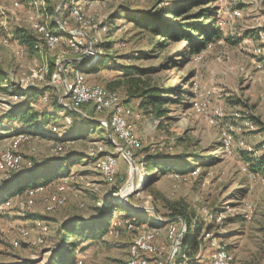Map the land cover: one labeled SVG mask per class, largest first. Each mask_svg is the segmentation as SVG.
Returning a JSON list of instances; mask_svg holds the SVG:
<instances>
[{
  "label": "rangeland",
  "instance_id": "obj_1",
  "mask_svg": "<svg viewBox=\"0 0 264 264\" xmlns=\"http://www.w3.org/2000/svg\"><path fill=\"white\" fill-rule=\"evenodd\" d=\"M17 1L20 5L14 9L8 1L0 0V37L16 41V29L32 32L27 21L32 11L29 0ZM37 1L44 5L38 6L43 7L38 9V19L44 20L49 28L51 21L56 24L54 14L58 9V17L65 18V26L70 27L62 26L67 33L73 29L92 34L97 28L82 29L68 17L70 0H66L61 8L62 0ZM157 2L89 0L82 3L83 13L94 17L96 25L104 28L99 29L95 54L81 65L77 63L81 54L62 45L42 56L29 52L20 59H16L8 47L0 45V70L5 77L0 82V153L9 148L13 136L22 133L26 139L13 151L25 163L30 161L31 167L33 163L44 165L67 158L69 150L73 151L72 159H77L69 166L66 176L51 181L67 180L69 187L63 205L72 207L69 212L63 205L46 211V198L54 190L53 185H46L41 193L30 192L33 187L26 188L5 200L7 205L5 202L0 206V263L19 264L28 260L31 264H46L52 253L64 245L60 235L62 224L74 216L91 222L106 197L112 196L122 203L118 194L132 168L107 136L102 121H106L108 113L96 114L93 108L79 107L92 117L93 121L89 119L92 124L88 125L78 120L80 116L74 113V108L56 111L53 107L55 100L66 95L62 85L52 83L55 68L61 60L75 59L72 61L74 67H69L72 63H65V78L70 76L69 72L80 70L90 84L105 88L109 83L114 84L111 91L130 112L129 116L133 115L134 128L141 142L140 147L127 150L133 155L136 167V173L132 171L130 175L131 184L135 181L137 187L127 196L125 204L139 206L135 209L139 212L132 217L146 222L135 223L116 213L109 225L111 227L112 220L117 217L120 224L109 229L107 234L94 239L74 234L69 240L75 245L73 263L125 264L127 247L135 234L143 230L142 226L148 224L160 227L157 243L165 255L170 241L162 225L166 221H180L181 228L183 224L178 218L166 219L171 206H175L192 220L191 229L200 231L202 227L211 231L216 242L232 256V264H264V182L253 181L247 176L246 171L252 170L247 162L249 158L242 153L251 154L253 158L264 154V0H216L210 3L209 6L216 9L215 26L219 33L194 54L182 52L186 41L165 42L145 27L142 15L155 17L159 14L155 18L160 23L170 19V16L162 15L170 6L169 0ZM196 9L189 8L187 14L195 13ZM235 9L240 12L239 17L232 16ZM136 16L139 24L133 21ZM258 48L260 52H256ZM102 61L105 64L99 66ZM44 67L49 71L42 75ZM131 77L145 81L150 87L174 89V94L165 95L169 101L162 105L167 109L164 118H156L149 106H139V99L126 94L125 84ZM25 91L29 92L28 96L23 95ZM21 101H25L23 110L35 113L37 121L42 119L41 115L55 116L51 123L58 126L59 131L66 129L63 117L69 115L64 120L75 122L71 128L67 125L71 130L75 129V139L47 141L45 137L28 133L33 130L23 122L9 120V112ZM68 101L67 97L59 103ZM201 102H205L204 110L196 111ZM216 108L223 113L218 124L212 125L207 116ZM50 125L49 122L46 128ZM56 126H51V131L53 127L56 129L52 133L57 132ZM223 133L230 139V155L223 150ZM113 140L119 143L114 136ZM105 154L117 158L116 181L115 177L106 180L95 167L96 159ZM156 155L162 158L182 156L183 163L191 169L185 173L175 172L179 170L165 174L151 172L146 160ZM29 168L23 166L22 172L13 173L23 175ZM12 174L9 177L0 175V188ZM28 199L32 204L26 206ZM246 213L250 215L249 219H245ZM23 226L29 229L31 238L41 235L44 243L34 246L22 239L17 231ZM42 227L46 228L45 232ZM183 229L185 237L186 225ZM66 247L68 249L69 244ZM193 248L194 244L189 243L188 252ZM209 251L207 246L199 250L202 260L206 261Z\"/></svg>",
  "mask_w": 264,
  "mask_h": 264
},
{
  "label": "trees",
  "instance_id": "obj_2",
  "mask_svg": "<svg viewBox=\"0 0 264 264\" xmlns=\"http://www.w3.org/2000/svg\"><path fill=\"white\" fill-rule=\"evenodd\" d=\"M215 1L216 0H169L170 6L164 11V13H162V15L170 16V19H167L165 22L160 23L159 20L155 18L159 16V14H156L155 17H148L146 15H142L141 19L143 20L146 28L150 29L157 36H160V38H162L165 42H178L181 40L186 41V46L182 52H190L191 54H194L198 53L207 42L213 41L214 38L218 36L219 29L217 28V26H215L216 9L209 6L210 3ZM161 2L162 0H158L157 4ZM194 7L197 8L196 12L192 14H187V10L189 8ZM138 18L139 17L136 16L133 21L139 24ZM50 27L52 30H55V28L56 30H58L56 24H54V22L52 21L50 23ZM14 35L15 39H17L19 44L25 47V49L27 50V54L29 52L34 53L32 45L36 39V35L33 31L30 32L29 30L18 28L15 30ZM104 64L105 63L102 61L99 63V66H103ZM136 71L142 70L136 69ZM4 79V74L0 70V82ZM126 82V94L129 97L139 99V106L141 105L145 108L149 106L150 112L153 113L156 118H164L166 116L167 109L162 107V105L169 101V99H167L165 95L174 94V89H161L158 87H150L147 83H145V81H141L132 77L128 78ZM113 85L109 83L106 88L111 91V88H114ZM28 94L29 92L27 91L23 92L24 96H28ZM24 102L25 101H21L18 107L14 108V110L12 109V111L9 112L7 116L9 120H18L30 126V129L34 131L28 132L31 134L35 133L45 138L60 141H65L69 138L75 139L77 133L74 132L75 129H70L71 126L75 124L74 121L70 122V128H68V131L63 135V137H53V135H50L48 133L49 131L46 128V125L50 121H52L54 117H47L46 115H41L42 119H39V121H37L38 116L35 113L23 110ZM53 107L56 111L61 108H66L57 100L54 101ZM74 113L78 115L77 112ZM78 118L79 121L83 120L88 125L92 124L88 118ZM118 142L122 146H124L122 142ZM72 153L73 151L69 150V153L67 155H70L69 157L66 156L67 158H63L59 161L54 162L51 161L44 165L33 163L32 167L26 169L23 175L18 174L11 180L6 179V182H4V184L0 188V206L5 203V200L9 199V197H12L14 194L23 192L26 188L35 187L37 185H46L53 180L66 176L68 173L69 166L71 164H75V160H77L75 159V157L74 159H72ZM242 153L243 155L249 158L247 159V162L250 163V168L252 170L251 172H264V154L257 158H253L250 154L244 151H242ZM80 158L82 157H79L78 159ZM146 166L151 172H157L160 174H165L168 171L171 172L174 170H179L175 172L185 173L191 169V167L188 168L187 163H183L182 156L163 158L158 155L151 156L149 159L146 160ZM21 170L19 171L22 172ZM15 173H13L12 175H14ZM56 210H54L53 212H55ZM137 212H139V210L132 209L120 203L119 201H116L112 196L104 198L102 200V206L97 210V214L94 216L91 222H87L80 217L74 216L68 222L61 225L60 235L64 245L60 247V249L52 253L46 264H74V257L76 255L75 245L74 243H72V241H69L74 234L79 233L85 236L86 238L93 239L107 234L109 229L118 226L119 217H117L116 220H112L113 224L111 225V227L109 225L110 220L113 218V216L116 215V213L121 214L118 216H122V219H130L131 221H134L135 223L139 224L145 223V220H138L132 217V214ZM175 218H178L179 220L181 219L183 221L182 223L186 225L188 230L185 237V230L182 233V239L180 242L181 247L175 254V256H177L178 253L182 251L181 249H183L184 245H187L189 242L192 245L194 244V237L196 233H190V230L192 231L191 227L193 223L192 220L188 217V215L179 208L171 206L170 213L168 215V218L166 217V219L176 220ZM66 244H69L68 249H66ZM195 248L196 247L193 248L192 252L195 251ZM19 264L31 263L27 260Z\"/></svg>",
  "mask_w": 264,
  "mask_h": 264
},
{
  "label": "bare ground",
  "instance_id": "obj_3",
  "mask_svg": "<svg viewBox=\"0 0 264 264\" xmlns=\"http://www.w3.org/2000/svg\"><path fill=\"white\" fill-rule=\"evenodd\" d=\"M88 1L89 0H70L67 9H68V17L74 23L80 25L82 29L90 30L92 27H97L92 34H87L84 30L78 31L79 33H77L73 29L67 33L65 30H63L61 24L57 23L56 17L58 14L57 15L54 14L55 16L54 21L58 29L56 31L49 28L43 20L38 19L39 16L38 9L34 10L32 13L28 15L27 18H28L29 27L36 35V39L32 45V49L35 55L42 56L46 51H53L55 48H57L60 45L65 46L68 49L77 51L80 54L85 53L84 40L81 36H87V38H89V40L91 41L90 56H93L95 54L94 49L96 48V45L98 43L99 29L104 27L102 25L97 26L94 17L87 16L83 13L82 3H86ZM232 16L233 17L240 16V12L238 11V9L232 11ZM45 32H47L48 35H42L45 34ZM39 36L40 39H38ZM49 36H50V41H53V44L44 47L43 44L40 43H48ZM71 42H73L74 48H71ZM12 43L18 44V47H15V45H12ZM0 45L8 47L11 51H13L14 53L13 55L17 56L18 58H21L25 55L26 52L25 47L17 43L16 40H11L9 37H0ZM257 50L258 51L256 52H260L259 48ZM80 59H82V56H80ZM47 72H48V67H44L42 69V75L46 74ZM80 83H82L85 89L91 90L93 93H100V99H106L107 101H112V102H121L115 92H112L103 86L88 83L84 79L82 72L80 70H75L68 78H64V85H65L64 91L70 101L71 107L77 110L81 106L90 105L93 107L95 113L98 114L108 113V117L106 121H102L103 122L102 124L105 127L107 125L110 127L112 135L116 138V140L122 142L124 144V147L128 150L140 147V142H135L129 139L126 136V134H124L122 127H118V113H123L125 116H129L130 112L124 109L121 103H114L115 113H110V110L107 107H104V105H102L101 102H96L95 95H85V101H83V96L79 95L77 90L78 86H80ZM204 104L205 102H201L200 105L197 107L196 111L204 110ZM222 113L223 112L221 111L220 108L213 109L211 115L207 116V120L212 125L218 124V119L219 117L222 116ZM66 120H68V118H66ZM55 130H56L55 127H53L52 132H55ZM223 135H224V139H222V146L224 153L226 155H230L231 149H230L229 136L225 133H223ZM13 137L10 139L9 148L4 149L0 153V175H2L3 177H9L13 172L20 170L21 167L23 166H25L26 168L31 167L30 161H27L25 163V161L19 155H16L13 151V149L18 147L22 143V141L26 139V137L22 133L16 134L15 137L14 138ZM228 149L230 150L228 151ZM109 163H117V158L111 154H105L97 158L95 163V167L97 171L106 180H110L115 177V174L113 173L114 165H109ZM246 172H247L246 173L247 176L251 180L253 181L258 180L264 182V173H254L251 172L250 170H247ZM130 175L132 176L131 169H129L128 180L126 181V184L122 187L120 193L118 194V198L128 195L130 191L131 192L133 191ZM48 185L49 186L53 185L55 187L54 190L46 198L45 209L47 212H50L56 206L63 205L66 202L65 194L69 186L67 184L66 179H62L61 181H57ZM45 186L46 185L33 187L32 190H30V192L41 193L43 191V188H45ZM5 204L6 205L8 204L7 201ZM31 204H32V200L28 199L26 201V206H29ZM3 205L4 203L2 204V206ZM249 218L250 215L246 213L245 219H249ZM162 226H164L163 228L165 229L164 231L166 234V238L167 240L170 241V245H177V249H176V253H177L182 239V233L184 231L183 229L184 224H181L179 238H171L172 221H166V223L163 224ZM142 228L143 230L135 234L130 245L128 246L125 264H135V262L137 264H166L167 260L171 258V250H169L168 253L164 255V251H163L164 249L162 250L158 248L159 257H154V259H150V257H144V255L142 254V249L138 248L139 244L143 243L147 238L156 237L157 231L159 230L160 227H158V225L155 226L148 224V225H143ZM42 230L43 232H45L46 228L42 227ZM192 230H193L192 233H196L194 237L195 240L194 247H196L195 249H198L197 250L198 259L202 260V256H200L199 250L203 246L205 247L207 246L208 249L210 250L207 255L208 264H232V256L216 242V239L214 238L213 234L209 229L200 227V231L198 229L196 230L195 228H193ZM17 232L22 239L27 240L28 242H30V244L34 246L44 243V238L41 235H37L36 237L31 238V233L27 227L23 226ZM199 242H200V248H198ZM189 243L186 246L184 245L185 247L181 249L182 251L179 252L177 256H174V259L171 261V264H196L195 253H192V250L188 252ZM17 245L18 243L16 244V246Z\"/></svg>",
  "mask_w": 264,
  "mask_h": 264
},
{
  "label": "built area",
  "instance_id": "obj_4",
  "mask_svg": "<svg viewBox=\"0 0 264 264\" xmlns=\"http://www.w3.org/2000/svg\"><path fill=\"white\" fill-rule=\"evenodd\" d=\"M56 20H58V23H60L61 26L65 28H70L69 26H65V18H59L57 15ZM76 32L79 33L77 30ZM42 35H48V33L45 32V34H42ZM81 37L84 40L85 53H81V55L79 56H82V59L83 58L87 59L88 57H90L91 41L89 40V38H87V36H81ZM38 39H40V36L38 37ZM40 44H43V46L45 47V46L53 44V41H50V36H49L48 43H40ZM12 45H15V47H18V44L12 43ZM71 48H74L73 42H71ZM65 63L70 64L72 63V60L71 59L61 60L60 63H58L57 68H55L54 81L52 82L56 86L62 85L63 90H65L64 78H65V71H67V64ZM64 64L66 65V67H63ZM77 90H78V94L83 96V101H85V95H95L96 102H101V104L104 105V107H107L110 110V113H115L114 103H121V102L107 101L106 99H100V93H93L91 90L85 89L82 83H80V86H78ZM63 99H64L63 95L59 97V100L63 101ZM132 118H133V115L125 116L123 113H118V127H122L124 134H126V136L129 139L135 142H141L140 140L137 139L136 129L134 128V123L132 121ZM229 150L230 149H228V151ZM109 165H114L113 173L115 174V181H116L117 163H109ZM179 234H180V221H174L172 222L171 238H179ZM157 240H158V237L147 238L143 243L139 244L138 248L142 249V254L144 255V257H150V259H154V257H159ZM12 247H14V244ZM198 248H200V242L198 243ZM176 249H177V245H169L168 250H171V258L167 260L169 264H171V261L174 259V256L176 254ZM197 250L198 249H195V251L192 252V253H196L195 254L196 264H208V259L206 261L198 259ZM135 264L137 263L135 262Z\"/></svg>",
  "mask_w": 264,
  "mask_h": 264
},
{
  "label": "crops",
  "instance_id": "obj_5",
  "mask_svg": "<svg viewBox=\"0 0 264 264\" xmlns=\"http://www.w3.org/2000/svg\"><path fill=\"white\" fill-rule=\"evenodd\" d=\"M4 1H8V3H9V5H10V7L11 8H14V9H16V7H19V2L17 1V0H4ZM16 1L18 2V4L14 7V5H15V3H16ZM14 4V5H13ZM43 3L42 2H39V1H35V0H29L28 1V6H29V8H30V10H32V11H30L29 12V14L30 13H32L34 10H36V9H40V8H43L42 6H44V5H42ZM39 5H42V6H40V7H38ZM43 17H46V14L45 15H43ZM27 21H28V18H27ZM55 30H56V28H55ZM25 55H27V50H26V52H25ZM24 55V56H25ZM16 59H20V58H18L17 56H15V55H13ZM23 56V57H24ZM23 57H21V58H23ZM72 61H73V59H72ZM72 65H74V64H72ZM71 64H70V66L69 67H71L72 66ZM77 66V65H76ZM74 67V66H73ZM75 70H73V71H71V72H69V74L71 75L73 72H74ZM23 89H24V87H23ZM69 100V99H68ZM60 100H59V98H58V102H59ZM62 102V101H61ZM64 107H66L67 109H69V108H72L71 107V105H70V101H68L67 103H61ZM84 106H87V108H92L90 105H84ZM80 108H78L77 110H75L76 112H77V114L78 115H80V117H84V118H92L88 113H86L84 110H82V109H80ZM94 111V110H93ZM95 113V112H94ZM96 114H98V113H96ZM67 116H69V115H65L64 117H67ZM64 117H63V122H64V124H66L65 126H66V129H64V130H62V131H59L60 129H59V127L58 126H56V125H54L53 123H51V121H50V128H47L48 129V133L50 134V135H53V137H63V135L68 131V127H67V125H69L70 124V122L72 121V120H69V123H66L65 122V120H64ZM54 118H55V116H54ZM71 119V118H70ZM52 121H54V120H52ZM48 125V124H47ZM51 126H56V128H57V132L56 133H52V131H51ZM44 138V137H43ZM48 139L49 138H47L46 140L48 141ZM50 140V139H49ZM54 183V182H53ZM48 184H52V182H49ZM48 184H46V185H48ZM49 186V185H48ZM71 204V203H70ZM69 205L68 204H66V205H64L63 206V208L66 210V212H69L70 210H71V208L72 207H69ZM120 224V223H119ZM127 251H128V247H127ZM126 255H127V253H126Z\"/></svg>",
  "mask_w": 264,
  "mask_h": 264
},
{
  "label": "water",
  "instance_id": "obj_6",
  "mask_svg": "<svg viewBox=\"0 0 264 264\" xmlns=\"http://www.w3.org/2000/svg\"><path fill=\"white\" fill-rule=\"evenodd\" d=\"M65 1H66V0H62V2L60 3L59 8H61V6L64 5ZM58 10H59V9H58ZM58 10H57V12L55 13V15L58 14ZM85 60H86L85 58L80 59V60L77 62L78 65H81L83 62H85ZM64 98H67V95H64ZM89 119L92 120L91 118H89ZM92 121H93V120H92ZM95 122L98 123L99 121L96 120ZM106 132H107V136H108V138H109L110 140H112V142H113L114 146L116 147V149L119 150V151L122 153V155H124V157L129 161V163H130V165H131V168H132V171H133V173L135 174V173H136V167H135V163H134V160L132 159V156H131L130 152H129L125 147H123L122 145L118 144L117 142H115V141L113 140V135H112L111 129H110V127H109L108 125L106 126ZM14 177H15V174L12 175V176H11L10 178H8L7 180H11V179L14 178ZM136 187H137V185H136V182L134 181L133 184H132V189L135 190ZM130 194H132V192H130L128 195H130ZM128 195L123 196L122 198H120V201H121L122 203L125 204V200L128 198V197H127ZM125 205L128 206V207H130V208H132V209H138V208H140L139 206H135V205H130V204H125ZM155 217H156V218H159L158 214H155ZM166 264H169V262H167Z\"/></svg>",
  "mask_w": 264,
  "mask_h": 264
}]
</instances>
